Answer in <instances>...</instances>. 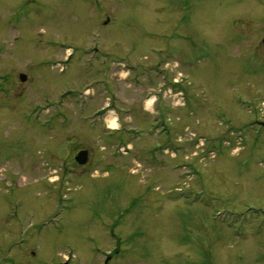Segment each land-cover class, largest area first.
<instances>
[{
  "label": "rangeland",
  "instance_id": "rangeland-1",
  "mask_svg": "<svg viewBox=\"0 0 264 264\" xmlns=\"http://www.w3.org/2000/svg\"><path fill=\"white\" fill-rule=\"evenodd\" d=\"M102 4L0 0V264H264V0ZM158 62L188 100L154 116Z\"/></svg>",
  "mask_w": 264,
  "mask_h": 264
},
{
  "label": "flooded vegetation",
  "instance_id": "flooded-vegetation-1",
  "mask_svg": "<svg viewBox=\"0 0 264 264\" xmlns=\"http://www.w3.org/2000/svg\"><path fill=\"white\" fill-rule=\"evenodd\" d=\"M240 1H242V0H240ZM257 17H259V14H257L256 15ZM261 24H263V25H261L260 27H258V29L257 30H255L254 32H251V33H253L254 35H257L256 37H258V38H262L263 40H262V45H263V47H264V21L263 22H261ZM263 35V36H262ZM242 38L244 39V41H246V40H248L249 39V36H247L245 33L242 35ZM252 46H254V44H252ZM261 48V47H260ZM253 49V52H255V51H257V49H259V47H257L256 48V46H254V48H252ZM258 51H260V49L258 50Z\"/></svg>",
  "mask_w": 264,
  "mask_h": 264
},
{
  "label": "water",
  "instance_id": "water-1",
  "mask_svg": "<svg viewBox=\"0 0 264 264\" xmlns=\"http://www.w3.org/2000/svg\"><path fill=\"white\" fill-rule=\"evenodd\" d=\"M26 76H22V80H25ZM77 161L81 164L86 163L87 161V151H82L78 154V156L76 157Z\"/></svg>",
  "mask_w": 264,
  "mask_h": 264
},
{
  "label": "bare ground",
  "instance_id": "bare-ground-1",
  "mask_svg": "<svg viewBox=\"0 0 264 264\" xmlns=\"http://www.w3.org/2000/svg\"><path fill=\"white\" fill-rule=\"evenodd\" d=\"M125 75V73H123ZM153 99V98H152ZM151 99V101H148V102H145V107H146V110H148L150 108V106L152 105L153 103V100ZM112 126H115V123L112 122L111 124Z\"/></svg>",
  "mask_w": 264,
  "mask_h": 264
}]
</instances>
